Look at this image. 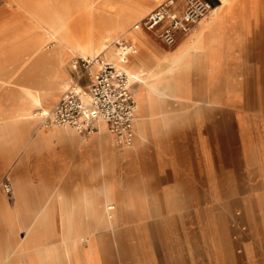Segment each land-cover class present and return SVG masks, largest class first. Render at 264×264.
<instances>
[{"label":"crops","instance_id":"0c3cea01","mask_svg":"<svg viewBox=\"0 0 264 264\" xmlns=\"http://www.w3.org/2000/svg\"><path fill=\"white\" fill-rule=\"evenodd\" d=\"M210 1L213 6H220L217 14L211 16L208 13L190 31L179 33L173 45H167L159 38L158 29H138L144 32L139 43L145 60L141 67L158 62L156 69L160 72V81L158 90L150 94L142 85L144 107L138 116L145 118L147 135L135 139L133 129L130 144L136 143L131 147L120 148L111 144L107 138L110 134L107 126L100 131L99 125L83 141L71 126L39 125L36 116L31 123L20 121L7 127L15 131L28 130L32 132V139L28 149L24 150L20 145L10 155L5 148L10 146L8 135L0 137V181L8 173L15 186L12 201L6 200L0 187V264H32V251L38 248L45 251L53 249L54 255L48 256L46 264H68L67 247H63L61 241L66 233L63 236L60 229L53 240L43 235L35 241L31 237L32 223L39 214L49 210L56 212L50 218L54 222L51 225L67 228L71 216L68 206L70 195L77 194L80 189L96 193L101 188L104 174L99 168L103 158L109 165L107 175L114 193L121 198L138 194L144 208L148 195L174 193L173 186L164 181L168 177L182 176L194 180V184L198 179L205 182L212 177L214 165L219 166L222 148L229 146L230 114L241 134L246 130L245 116L252 115L255 121L257 115H261L259 103L264 96V0ZM160 2L149 1L146 13ZM177 5L181 7V0H177ZM118 37L133 44L132 36ZM179 52L181 60L190 69L198 68L187 74L185 82L194 81L198 70H201V94L195 97L198 103L190 95H181L173 90L177 73L169 66L172 56ZM77 67L81 69L78 75H72L68 65L64 71L84 88L99 64L94 70ZM130 86L133 91L131 80ZM8 91L9 97L0 95V119L17 115L23 105L10 89ZM250 99L253 100V108L246 105ZM151 101H154L152 106ZM214 131L219 132L218 136ZM253 145L264 146V141L256 139ZM105 150L107 154L103 157ZM129 177L138 178L139 186L134 188V182L127 180ZM196 186L189 188L195 189ZM106 192L108 199L110 188L107 186ZM80 193L73 204L75 214L95 205L86 192ZM99 200L98 197L95 202ZM122 209H126L125 203L120 206ZM59 239L61 245L57 242Z\"/></svg>","mask_w":264,"mask_h":264},{"label":"rangeland","instance_id":"374dc122","mask_svg":"<svg viewBox=\"0 0 264 264\" xmlns=\"http://www.w3.org/2000/svg\"><path fill=\"white\" fill-rule=\"evenodd\" d=\"M7 4L10 8L17 7L16 2ZM22 19H19V23ZM85 36V33H80L81 38ZM79 56L82 55L68 53L66 66L68 65L72 75L80 73L79 67H72L73 57ZM66 66L57 70V79L69 77L68 87L79 85L71 75L65 73ZM97 67L98 64H94L93 69ZM17 83L20 87H32L30 78ZM66 88L54 98L43 99L33 107H36L35 111L54 104ZM8 90L9 88H5L0 95L9 97ZM14 96L20 101V92ZM246 105L252 106L253 100H248ZM259 106L261 115H257V120L254 121L252 115L245 116L244 134L238 132L230 114L229 146L222 148L219 166L213 167L211 178L205 182L198 179L194 184V180L182 176L168 177L164 181L173 186L174 193L148 195V203L144 209L138 205L140 195L128 194L126 198H121L114 193L107 175L109 165L103 158L99 168L104 174L101 188L96 193L88 189H80V192H86L96 205L109 202L115 206L108 209L111 217L107 216V209L103 212L106 216L104 220L99 215H88L82 211L75 214L73 204L82 193L70 195L68 206L71 216L63 233V236L66 233L65 237L61 240L63 247H67L68 264H264V146L253 145L256 139L264 141V96L261 97ZM14 116L0 119V137L8 135L10 146L5 148L10 155L20 145L24 150L28 149L29 140L32 139V132L28 130L15 131L7 128L20 122L15 121ZM37 122L39 125L43 124L39 117ZM78 137L81 141L87 139L80 135ZM107 138L111 144L120 148L131 147L135 143L128 146L117 143L110 134H107ZM102 154L104 157L107 151ZM5 177L11 182L10 174L6 173ZM5 177L0 181L1 188ZM127 180L134 182V188L140 184L136 177H129ZM122 181L125 179L122 178ZM10 184V193L2 189L6 200L12 201L15 186L14 182ZM194 185H197L195 189L189 188ZM106 186L110 188L109 199ZM192 190L195 193H189ZM131 196H137L136 205H125L126 209L120 210L116 200H126L127 203ZM98 197L101 200L97 203L95 200ZM76 228L80 230V237H77ZM61 241L59 239L58 244L61 245ZM46 243L51 244L49 241Z\"/></svg>","mask_w":264,"mask_h":264},{"label":"bare ground","instance_id":"6f19581e","mask_svg":"<svg viewBox=\"0 0 264 264\" xmlns=\"http://www.w3.org/2000/svg\"><path fill=\"white\" fill-rule=\"evenodd\" d=\"M149 1L152 0H0V93L5 88H9L13 95L17 92L21 93L20 103L23 105L14 119L31 123L32 118L38 116L46 126L43 122L42 111L51 109L50 107L54 104L47 108H37L36 111V107H33L40 104L45 98H54L66 87H81V85L68 87L69 77L57 79L59 69L66 66L68 53L76 52L82 55L79 57L92 60L91 70H94V64H98L96 57H99L112 61L118 68L126 71L134 84L133 92L137 104L132 130L134 129L135 139L145 138L147 135L145 118L139 117L140 111L144 107L142 85L145 86L146 93L156 92L160 81V72L156 69L158 62L141 67L145 60L141 55L139 43L142 42L144 32L134 29L132 24L149 9ZM12 2H16V8L8 6L7 3L12 4ZM219 10L220 6H213L209 14L213 16ZM20 18H23L21 23H19ZM82 32L86 34L84 38L80 37ZM120 35L132 36L134 39V49L126 55L125 61L121 60L118 50L112 42ZM249 35L251 34L249 33ZM169 69H174L177 73L176 87L173 90L181 95L188 94L198 102V98L195 97L201 94V70H198V76L194 81L185 82L187 74L192 69L197 70L198 68L190 69L181 60V52L172 56ZM25 78L32 80V87L18 85L17 82ZM153 102H150L151 106ZM99 125L100 131L106 128V124L102 120L98 122V128ZM80 136L87 137V135ZM136 199L137 196H131L127 199V203L126 200H116L117 206L119 208L122 203H125L126 206L136 205ZM138 201L140 208L144 209L142 200ZM114 206L109 202L99 205L92 204L89 210L83 212L88 215H99V218L104 220L106 216L103 212L107 209V216L111 217V211L108 209ZM52 215L55 216L56 212L45 210L38 215L35 222L32 223L31 237L33 240L38 241L43 235L48 240H53L58 236L60 229L61 233H64L67 229L65 226L59 228L51 225L54 223L50 221ZM76 230L77 237H80L79 228ZM50 255H54L53 249L45 251L38 248L33 250L32 264H45Z\"/></svg>","mask_w":264,"mask_h":264},{"label":"built area","instance_id":"2783aa9c","mask_svg":"<svg viewBox=\"0 0 264 264\" xmlns=\"http://www.w3.org/2000/svg\"><path fill=\"white\" fill-rule=\"evenodd\" d=\"M162 0L157 6L132 24L134 29H158L159 38L167 45H173L179 33H186L212 8L210 0ZM114 44L120 58L134 49L131 42L116 38ZM99 67L93 72L89 84L82 87L71 86L65 90L51 109L42 111L45 125L71 126L80 135H89L102 120L117 143L130 144L132 122L136 111V101L125 70L112 61L96 57ZM92 60L75 57L74 67H91ZM10 179L5 177L2 188L10 193Z\"/></svg>","mask_w":264,"mask_h":264}]
</instances>
